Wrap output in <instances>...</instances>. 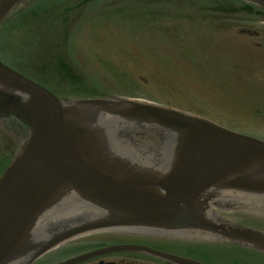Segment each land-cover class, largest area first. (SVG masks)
I'll use <instances>...</instances> for the list:
<instances>
[{
  "label": "water",
  "instance_id": "water-1",
  "mask_svg": "<svg viewBox=\"0 0 264 264\" xmlns=\"http://www.w3.org/2000/svg\"><path fill=\"white\" fill-rule=\"evenodd\" d=\"M24 1L0 0V24ZM241 1L264 10V0ZM0 123L18 143L0 177V264L106 230L222 236L264 250L263 233L218 224L212 211L233 199L264 202L263 141L141 101L64 102L1 61ZM138 130L159 135L156 152L137 145L150 141ZM62 206L76 211L52 216ZM118 251L201 264L143 246L105 250Z\"/></svg>",
  "mask_w": 264,
  "mask_h": 264
},
{
  "label": "rangeland",
  "instance_id": "rangeland-1",
  "mask_svg": "<svg viewBox=\"0 0 264 264\" xmlns=\"http://www.w3.org/2000/svg\"><path fill=\"white\" fill-rule=\"evenodd\" d=\"M77 3L74 22L57 35L60 45L51 43L48 57L37 61L38 75L26 65L15 68L60 97L131 93L264 140V81L256 80L264 78V67L251 68L250 37L239 35L240 29L261 32L263 15L247 16L235 0H75L64 6ZM131 4L141 11L129 13ZM139 12L146 14L131 17ZM7 22L0 29L3 51L19 64L31 52L33 61L41 39L27 35L35 21L27 17L13 25L18 28ZM60 61L70 64L69 75L58 69ZM121 74L132 85L113 77ZM9 162L2 154L0 176Z\"/></svg>",
  "mask_w": 264,
  "mask_h": 264
},
{
  "label": "flooded vegetation",
  "instance_id": "flooded-vegetation-1",
  "mask_svg": "<svg viewBox=\"0 0 264 264\" xmlns=\"http://www.w3.org/2000/svg\"><path fill=\"white\" fill-rule=\"evenodd\" d=\"M256 46H258L256 44ZM244 218L247 223H252L254 221L259 228L264 229V215H246ZM228 221L236 222L234 217L227 218ZM243 220V217L241 218ZM239 220L238 225H248L244 222L242 224ZM254 227V226H253ZM129 238H140L138 240H131L134 243L133 245H142L149 246L152 242H157L161 240L160 237L146 236V237H138V236H130ZM144 240H146L144 242ZM167 242H171L175 246H179L183 252L189 251V248L192 243H196L197 245L207 247L205 251L201 253L202 259L205 264H264V253L253 250L251 248H241L234 246L231 242H216V241H206L200 239H190V240H176V239H166ZM96 243V242H95ZM79 245L78 249H75V253L69 254L68 252H64V248L61 247L46 253L41 256L34 262L30 264H63L67 261L77 258L79 256L94 254L97 250L103 249L108 245H98L90 242L83 241L80 243H75ZM131 244V243H130ZM150 247V246H149ZM61 248V249H60ZM68 249V248H67ZM65 249V250H67ZM173 253V252H169ZM175 254V253H173ZM177 255V254H176ZM183 256V255H182ZM184 257V256H183ZM186 257V256H185ZM146 258L137 257L131 254L125 253H109V254H99L93 255L85 260L79 261L73 264H152V262L145 260ZM25 264V263H23Z\"/></svg>",
  "mask_w": 264,
  "mask_h": 264
},
{
  "label": "trees",
  "instance_id": "trees-1",
  "mask_svg": "<svg viewBox=\"0 0 264 264\" xmlns=\"http://www.w3.org/2000/svg\"><path fill=\"white\" fill-rule=\"evenodd\" d=\"M67 3H70V0H37V2L28 8L27 13L24 12L18 14L15 17V20L20 18L27 19V17H30L38 25L45 23L52 24L51 28L48 27V29L54 33V36H51V40L55 42V45H60V41L56 38V36L60 34L62 30L65 29L64 31H66L69 22L68 14L70 11H72V7L64 6ZM58 69L66 74H69V69L67 66L58 65ZM122 80L127 83L126 77L121 78V81Z\"/></svg>",
  "mask_w": 264,
  "mask_h": 264
}]
</instances>
